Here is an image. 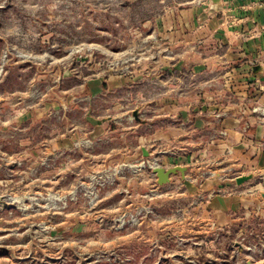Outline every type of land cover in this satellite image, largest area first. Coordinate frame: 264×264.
<instances>
[{
  "label": "rangeland",
  "instance_id": "1",
  "mask_svg": "<svg viewBox=\"0 0 264 264\" xmlns=\"http://www.w3.org/2000/svg\"><path fill=\"white\" fill-rule=\"evenodd\" d=\"M168 1L0 0V264H264L256 221L238 236L198 206L211 165L158 185L162 158L140 150L152 128L132 109L156 98L142 60ZM111 74L130 81L86 107L92 136L78 87Z\"/></svg>",
  "mask_w": 264,
  "mask_h": 264
},
{
  "label": "crops",
  "instance_id": "2",
  "mask_svg": "<svg viewBox=\"0 0 264 264\" xmlns=\"http://www.w3.org/2000/svg\"><path fill=\"white\" fill-rule=\"evenodd\" d=\"M158 16L148 37L157 40L158 50L142 60V74L149 86L157 83L158 92L132 109L152 128L142 137L152 143L140 150L146 158L157 154L150 162L162 158L164 168L186 167L180 180L197 178L201 165H211L217 179L195 187L227 190L207 193L198 204L211 229L239 225L241 236L247 222L256 221L264 234V0H170ZM254 64L261 70L253 72ZM129 81L123 74L84 77L78 96L92 136L101 133L102 122L86 107ZM72 139L68 135L65 143ZM248 174L253 177L235 183L236 176ZM220 175H233L234 182L220 184Z\"/></svg>",
  "mask_w": 264,
  "mask_h": 264
},
{
  "label": "water",
  "instance_id": "3",
  "mask_svg": "<svg viewBox=\"0 0 264 264\" xmlns=\"http://www.w3.org/2000/svg\"><path fill=\"white\" fill-rule=\"evenodd\" d=\"M213 3H217L219 0H211ZM144 68L147 67V65L145 64L143 66ZM261 70V67L260 65L258 64H254L252 66V71L253 72H258ZM132 116L135 120L139 121V122H143V120L139 117V111L138 110H133L132 111ZM151 170H152V173L155 175L156 177V182L158 185H163V184H166L170 181V177L171 175H174L176 173H180V175L184 178L185 177V171H186V167L184 166H180V165H175V166H172V167H168V168H164L160 165H154V166H151ZM253 177L252 174H248V175H239V176H236L234 178L235 180V183L237 185L251 179ZM264 196V194H263Z\"/></svg>",
  "mask_w": 264,
  "mask_h": 264
},
{
  "label": "built area",
  "instance_id": "4",
  "mask_svg": "<svg viewBox=\"0 0 264 264\" xmlns=\"http://www.w3.org/2000/svg\"><path fill=\"white\" fill-rule=\"evenodd\" d=\"M222 133L224 134V132H222ZM156 165H158V164H156ZM149 166H153V165H150V164H149ZM226 192H227V190H225V189L216 188V189L212 190V191L209 193L208 196H212V195H214V194H223V193H226Z\"/></svg>",
  "mask_w": 264,
  "mask_h": 264
},
{
  "label": "bare ground",
  "instance_id": "5",
  "mask_svg": "<svg viewBox=\"0 0 264 264\" xmlns=\"http://www.w3.org/2000/svg\"><path fill=\"white\" fill-rule=\"evenodd\" d=\"M154 166V165H153Z\"/></svg>",
  "mask_w": 264,
  "mask_h": 264
}]
</instances>
